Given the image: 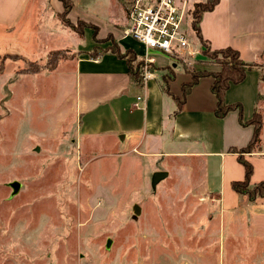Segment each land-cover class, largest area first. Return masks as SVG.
<instances>
[{"label":"rangeland","instance_id":"rangeland-1","mask_svg":"<svg viewBox=\"0 0 264 264\" xmlns=\"http://www.w3.org/2000/svg\"><path fill=\"white\" fill-rule=\"evenodd\" d=\"M201 1L191 0L186 14L192 54L168 60V76L219 67L191 28ZM60 21L70 35H56L61 41L36 29L32 37L27 27L18 36L0 30V264H264V235L233 237L213 215L200 159L162 139L146 137L135 148L140 136L124 143L82 133L75 49L89 45L88 30L95 52L111 42L83 24L80 39ZM54 51L61 60L47 69ZM166 60L158 56L156 65ZM157 172L168 176L153 184ZM15 181L21 187L11 197Z\"/></svg>","mask_w":264,"mask_h":264},{"label":"crops","instance_id":"crops-1","mask_svg":"<svg viewBox=\"0 0 264 264\" xmlns=\"http://www.w3.org/2000/svg\"><path fill=\"white\" fill-rule=\"evenodd\" d=\"M107 1L74 0L68 18L72 23L81 20L96 26L98 39L113 35L122 53L132 50L142 59L144 48L131 38L121 40L119 35L121 28L128 26L131 0ZM77 8L80 16L75 14L77 20H73L70 15ZM63 12L60 0H0V30L18 36L27 27L32 37L36 29L43 40L61 41L56 37L70 36L64 33L68 29L60 21ZM101 30L107 35L102 37ZM200 30L213 50L232 48L244 62L254 65L242 83L231 85L225 102L241 104L245 122L256 111L262 115L261 141L253 152L245 155L253 166L250 184L255 186L264 181V0H219L213 10L203 14ZM84 34L85 40L89 36V45L75 49L80 53L75 64L79 100L76 113L80 115L82 133L117 139L124 136L121 139L124 143L130 137L140 136L135 148L146 137L162 139L165 146L184 148L180 155L200 159L199 164L205 170V181L200 188L206 190L213 215L228 223L235 233L233 237L264 235V197L251 202L247 195L232 188L233 182L245 179V168L230 149L245 148L254 134V126L242 125L238 110L230 111L224 118L215 116L213 78H201L173 118L177 105L162 91L164 78L169 79L171 93L181 98L183 84L192 79L189 73L178 70L168 76L163 69L169 63L166 60V65H155L152 77L139 86L132 80L126 61L105 52V47L99 49L95 58L90 56L97 44L89 30ZM197 71L217 73L220 68L209 64ZM137 97H143L140 108L133 107Z\"/></svg>","mask_w":264,"mask_h":264},{"label":"trees","instance_id":"trees-1","mask_svg":"<svg viewBox=\"0 0 264 264\" xmlns=\"http://www.w3.org/2000/svg\"><path fill=\"white\" fill-rule=\"evenodd\" d=\"M64 6V12L60 15V18L64 22L66 26H69L78 36L82 37L83 33L81 29L78 27L79 25L83 24L90 28L96 30V35L98 34V28L92 24H88L85 21H78L77 25H74L69 18L68 15L74 4L71 0H60ZM219 0H203L197 3L193 11L191 12V28L196 33L197 39L206 47V54L212 58L215 63L220 67V72L217 73H195L191 72L192 79L190 82L183 84L182 86V97H175L170 90L168 77L164 78V85L162 86L163 93L172 98L177 105L176 111L173 112V118L181 111L188 95L190 94L192 88L199 82V80L203 77H212L213 84L211 86V91L216 98V109H215V116L218 118H224L230 111L238 110L240 114V123L242 125H253L254 126V134L251 138L249 144L242 149L232 148L230 152L237 154L239 162L245 168V179L243 181H236L232 183V188L234 191L241 195H247L251 202L256 201L258 198L264 197V181L260 182L259 184L253 186L250 184V180L253 174V166L252 164L246 160L245 155L253 152L255 147L261 141V133L263 128V118L262 115L256 111L253 118L250 121L245 122L243 119V107L241 104H232L228 105L225 102L226 92L230 89L231 85H238L242 83L246 78V73L254 68L253 64L244 62L241 58L239 53L232 49V48H224L219 50H213L210 44L203 39L200 30V23L202 16L205 12L211 11L214 9L216 4ZM107 40L111 42V45L105 49V52H109L119 59H124L128 65L129 73L131 75L132 80L135 84L141 86L142 80L140 77L139 69L143 65V61L136 55V53L132 50H127L126 52L122 53L116 39L113 35H108ZM97 52L95 49L91 52L90 56L95 58ZM51 56H53L48 61L50 65L46 68H54L52 64L59 62L61 53L58 51L52 52ZM53 62V63H52ZM51 66V67H50ZM33 71L34 69H29ZM28 70V71H29ZM39 68H36L33 72L39 71ZM175 73H171L173 76Z\"/></svg>","mask_w":264,"mask_h":264},{"label":"built area","instance_id":"built-area-1","mask_svg":"<svg viewBox=\"0 0 264 264\" xmlns=\"http://www.w3.org/2000/svg\"><path fill=\"white\" fill-rule=\"evenodd\" d=\"M191 0H131L128 26L120 32V39L131 38L144 48L142 79L152 77L149 70L157 57L179 60L192 54L190 38L185 28L186 14ZM143 97H137L134 108H140Z\"/></svg>","mask_w":264,"mask_h":264},{"label":"water","instance_id":"water-1","mask_svg":"<svg viewBox=\"0 0 264 264\" xmlns=\"http://www.w3.org/2000/svg\"><path fill=\"white\" fill-rule=\"evenodd\" d=\"M121 139H124V136H121ZM167 176H168L167 172H157V173H155L154 174V178H153V184H156L159 180H161V179H163V178H165ZM8 185L13 190V192L11 194V197H14L15 195H17L19 193V190H20V187H21V184L19 182L15 181V182L9 183ZM134 213H135V215H138L140 213V207L138 205L134 206ZM111 243H112V240L109 239L107 241V248L110 247Z\"/></svg>","mask_w":264,"mask_h":264}]
</instances>
